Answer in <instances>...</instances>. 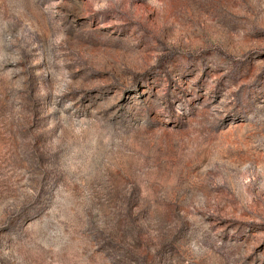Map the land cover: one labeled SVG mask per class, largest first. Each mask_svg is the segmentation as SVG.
Here are the masks:
<instances>
[{"label": "rangeland", "instance_id": "1", "mask_svg": "<svg viewBox=\"0 0 264 264\" xmlns=\"http://www.w3.org/2000/svg\"><path fill=\"white\" fill-rule=\"evenodd\" d=\"M0 264H264V0H0Z\"/></svg>", "mask_w": 264, "mask_h": 264}]
</instances>
